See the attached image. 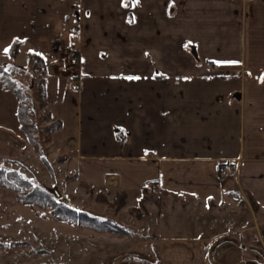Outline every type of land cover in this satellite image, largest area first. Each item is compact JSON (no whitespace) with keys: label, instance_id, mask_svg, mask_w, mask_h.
<instances>
[{"label":"crops","instance_id":"0c3cea01","mask_svg":"<svg viewBox=\"0 0 264 264\" xmlns=\"http://www.w3.org/2000/svg\"><path fill=\"white\" fill-rule=\"evenodd\" d=\"M126 3L0 0V43L21 40L19 55L44 59L49 111L62 122L53 142L69 152L66 164L82 184L124 191L127 203L154 183L158 192L199 202L202 212L232 192L254 222L235 233L254 231L255 238L245 248L226 242L224 251L233 252L224 264H262L250 248L264 252V230L257 231V220H264V0ZM236 32L238 41L244 33L242 61L216 63L211 41L224 44ZM71 38L79 45L73 67ZM2 97L16 109L0 85ZM220 164L234 167L225 184L217 179ZM132 229L145 242L152 237L146 243L160 241L159 264H209L208 235L158 240Z\"/></svg>","mask_w":264,"mask_h":264},{"label":"rangeland","instance_id":"374dc122","mask_svg":"<svg viewBox=\"0 0 264 264\" xmlns=\"http://www.w3.org/2000/svg\"><path fill=\"white\" fill-rule=\"evenodd\" d=\"M236 34L237 32L226 39L224 44L220 43L221 40L211 41L215 47L211 48L210 56L216 63H221L225 61L224 59L235 63L239 59L242 61L244 33L241 32L239 41ZM5 48L7 45L0 43V64L6 63L12 66L11 77L26 89L33 141L31 143L20 129L15 115L14 100L10 101L2 97L0 99V170L16 171L33 185L44 190L57 186L61 198L57 200L53 197L55 200L64 202L78 211L112 218L123 226L138 229L142 235L156 236L158 240L180 239L192 232L202 236L208 235L212 241L203 245L206 254L213 243L222 239L236 240L243 247L253 243L254 231L247 230L240 235L235 233L250 227L254 222L252 219L250 221L247 209L242 207L240 200L232 192L228 194L230 200L213 206L208 205L207 211H203L205 213L201 211L203 206L199 202L181 195L161 196L160 206H156L152 196L158 194V191L148 194L151 200L145 203L144 208L137 211L132 210L138 208V201L134 195H130L125 207L116 213L113 205L114 196L106 195V190L97 192L85 187L86 185L74 175V168L66 164V159L70 156L69 152L56 150L53 142L54 134L44 131L48 126L45 113L49 110V106L43 108L41 101L33 94L37 75L30 72V65L24 53L11 58L8 54H4ZM235 63L230 65L235 66ZM21 68L24 70H20ZM37 148L42 150L51 170L42 163ZM99 193L105 195L106 202L95 199ZM144 194L146 196L143 190L142 196ZM15 196L14 192L0 188V264H120L122 262L159 264L157 255L160 241L146 243L152 237L146 238L145 242L140 239L141 237H137L138 233L135 230L137 235L117 237L81 229L56 221L51 216L50 209L21 205L16 202ZM194 206L196 210L192 211L190 207ZM160 214H165L164 218L162 216L159 218ZM257 221L260 223L257 227L259 234L264 230L262 224L264 220L260 218ZM161 223L165 225L160 226ZM166 224L169 232H160L155 228L159 225L164 229ZM140 226H143V229H140ZM182 228H187L186 232ZM223 245L220 248L221 254L217 256L219 248L213 253L216 264H224L232 256L233 251L231 249L224 251ZM208 263L210 264L209 260Z\"/></svg>","mask_w":264,"mask_h":264},{"label":"trees","instance_id":"16d2710c","mask_svg":"<svg viewBox=\"0 0 264 264\" xmlns=\"http://www.w3.org/2000/svg\"><path fill=\"white\" fill-rule=\"evenodd\" d=\"M22 45L23 42L21 40H12L9 45L11 46V49L8 53V56L11 58H16L19 55V50ZM27 62L30 65V72L37 75L36 87L33 91V94L37 96V98L41 101V106L45 108L48 106L45 92V85L48 76L44 59L37 53H30L27 56ZM5 68L7 69V71H4ZM12 68V66L6 63L0 64V85L3 91L10 92L14 96L17 103L16 117L20 125V129L25 133L27 138L32 143V123L29 117L30 108L27 105L28 98H26V89L20 86L17 81L11 77V73H13ZM20 70L24 69L21 68ZM45 120L46 122H48V126H46L44 130L45 132H48L49 134H54L55 132L61 130L62 122L56 119L49 110H47L45 113ZM36 151L37 154L41 157L42 163L51 170V166L49 162L45 159L42 150L37 148ZM225 165L226 164H220L218 166V169L224 167ZM85 187L90 189L88 186ZM0 188L10 192H14L16 195V202L23 206L50 209L51 216L58 222L77 226L81 229H88L99 234H109L117 237H130L133 235H137V233L133 229L121 225L112 218L102 217L99 215H92L88 212L78 211L64 202H59L55 200L53 196L49 194L46 190L33 185L29 180L23 178L16 171L0 170ZM106 195L114 196L115 201L113 205L116 213L125 207L127 196L124 191L111 192L107 190ZM168 195L170 194L165 191H161L158 192V194H154V196H152V198L154 199V204L156 206H160V199L162 198L161 196ZM95 199L98 201L106 202L105 195L101 193L97 194ZM150 200L151 197H148L147 195L141 196L138 200V208H135L132 211H137L138 209L144 208L145 203L149 202ZM253 250L257 252L262 258H264L263 251L257 249Z\"/></svg>","mask_w":264,"mask_h":264},{"label":"built area","instance_id":"2783aa9c","mask_svg":"<svg viewBox=\"0 0 264 264\" xmlns=\"http://www.w3.org/2000/svg\"><path fill=\"white\" fill-rule=\"evenodd\" d=\"M79 45L78 41H70L68 43V50H67V62L70 66H76L78 64V57H79ZM71 89L73 91L77 90L75 80L72 81ZM234 175V167L230 164L221 167L217 170V179L220 184H225L227 181L232 179ZM158 191V187L154 183H148L144 187V193L146 195L153 194ZM145 195V194H144Z\"/></svg>","mask_w":264,"mask_h":264},{"label":"water","instance_id":"95a60500","mask_svg":"<svg viewBox=\"0 0 264 264\" xmlns=\"http://www.w3.org/2000/svg\"><path fill=\"white\" fill-rule=\"evenodd\" d=\"M49 194H51L55 199L59 200L61 198V194L59 193L58 191V188L57 186H55L54 188H46L45 189ZM92 215H98V214H95V213H91ZM99 216H102L104 217V215H99ZM227 242L226 239H222V240H219L217 242H215L211 247L210 249L208 250V253H207V256H208V260L210 262V264H216L214 261H213V258H212V253L214 252V250L222 243H225ZM232 243H235V244H238V242L236 243L234 240L231 241ZM120 264H137V263H134V262H122Z\"/></svg>","mask_w":264,"mask_h":264},{"label":"snow or ice","instance_id":"6c2138e0","mask_svg":"<svg viewBox=\"0 0 264 264\" xmlns=\"http://www.w3.org/2000/svg\"><path fill=\"white\" fill-rule=\"evenodd\" d=\"M138 2H139V0H127V3L124 6L134 7ZM10 49H11V46L5 48L3 50L4 54L7 55L10 52ZM233 63H235V62H233ZM4 71H7V69L5 68ZM128 79H139V77H128ZM261 82H264V74H262ZM209 199H211V198H209Z\"/></svg>","mask_w":264,"mask_h":264},{"label":"flooded vegetation","instance_id":"af4514ba","mask_svg":"<svg viewBox=\"0 0 264 264\" xmlns=\"http://www.w3.org/2000/svg\"><path fill=\"white\" fill-rule=\"evenodd\" d=\"M235 242H238V241H236V240H234ZM227 242H230V243H232L231 241H227ZM226 243V242H225ZM225 243H222V244H225ZM214 244V243H213ZM222 244H220L215 250H214V252H216V250L218 249V248H221V245ZM234 245H236L235 243H234ZM236 246H240V247H242V248H245V247H243V245H241L239 242H238V245H236ZM252 251H254L253 249H257V248H250ZM257 250H259V249H257ZM213 252V253H214ZM255 252V251H254ZM208 253V252H207ZM213 253H212V258H213ZM208 257V256H207ZM214 261V260H213ZM264 262V261H263ZM246 263H254V262H246ZM240 264H245V263H240ZM257 264V263H256Z\"/></svg>","mask_w":264,"mask_h":264}]
</instances>
